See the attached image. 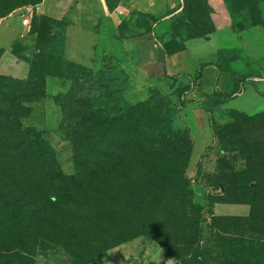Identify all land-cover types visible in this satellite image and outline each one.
Here are the masks:
<instances>
[{
	"label": "rangeland",
	"instance_id": "1",
	"mask_svg": "<svg viewBox=\"0 0 264 264\" xmlns=\"http://www.w3.org/2000/svg\"><path fill=\"white\" fill-rule=\"evenodd\" d=\"M193 1L209 16L213 9L208 0ZM215 1L218 26L203 18L182 22L202 24L203 32L216 31L210 38L212 46L200 50L209 51L203 58L216 47L213 63L242 84V93L222 106L213 105L212 94H207L209 104L199 103L193 92L197 83L180 84L169 75L165 62L169 42L154 25L122 29L119 41L98 39L101 25H92V36L70 40L69 24H79L84 14L81 0L35 4L0 0V9L17 6L11 14L1 13L5 17L0 22L8 19V30L7 37L0 39V74L8 82L20 80V87L29 80H46L43 96L24 103L29 110L22 113L20 123L22 128H33V148L50 145L54 149L57 168L65 175L46 184L47 193L58 203L56 208L28 213L29 229L36 236V264H81L91 254L96 256L87 264H183L187 260L191 264H264L260 260L231 262L216 239L221 235L264 240V0ZM29 5L41 9L26 23L20 11ZM38 40L48 44V55L59 54L90 71L74 78L68 77L74 72L66 67L57 76L43 74L46 55L36 49ZM150 97L158 118L169 119L176 130L187 129L193 145L194 121L211 133L212 140L203 152L196 142L195 153L188 159L187 182L181 179L182 196L166 209L158 225L153 224V234L129 237L114 227L106 211L96 208L99 202L101 208L106 205L92 193L96 179L76 161L75 151L76 145L84 146L80 136L87 130L88 116L114 117ZM223 100V95L216 96V101ZM187 150L184 141L160 138L156 152L161 160L149 170L157 200L168 202L170 162L180 172L183 162L177 157L181 154L185 161ZM119 201L126 207L133 205L137 222L155 221V216L145 217L151 211L137 208L136 200ZM101 227L110 236L99 235Z\"/></svg>",
	"mask_w": 264,
	"mask_h": 264
},
{
	"label": "trees",
	"instance_id": "2",
	"mask_svg": "<svg viewBox=\"0 0 264 264\" xmlns=\"http://www.w3.org/2000/svg\"><path fill=\"white\" fill-rule=\"evenodd\" d=\"M37 1L32 0L33 4ZM184 3L183 11L187 14L200 5L193 0H184ZM16 9L17 6L1 8L0 19L5 17L1 13L11 14ZM188 27L199 26L191 24ZM166 46L169 48L168 44ZM36 49L46 55L45 75L57 76L62 67L74 72V76L69 78L82 71H90L88 67L59 54L48 55L49 46L41 40L37 41ZM18 82L21 81L8 82L7 77L0 74V264H36V236L29 229L28 213L35 215L55 209L58 203L47 193L46 184L65 177L57 168L54 149L50 145L39 150L33 148V128H22L20 123L22 113L25 115L29 110L24 103L43 96L46 80L38 83L29 80L22 87ZM229 95L223 94L224 97ZM153 101L154 98L150 97L114 117L88 116L87 130L80 136L84 146L76 145V161L91 170L96 179L92 193L98 194L106 207L101 208L100 202V208L88 204L91 208L106 211L112 217L114 227L129 237L152 235L153 224L158 225L165 218L166 209L177 204L182 196L181 179L187 182L188 159L193 152L188 130H176L169 119L158 118L159 114L152 108ZM161 137L169 140L177 138L188 147L183 154L185 161L181 154L177 157L178 161L183 162L180 172L170 162L168 175L171 182L167 190L170 197L167 203L155 198L158 191L152 188V175L149 172L161 160L156 152ZM200 171L201 165L198 173ZM153 197L154 203L151 202ZM122 198L136 200L137 208L141 210L149 209L151 212L146 213L145 217L155 216V221L146 224L137 222L132 217L133 205H122L119 201ZM98 234L110 236L102 227ZM216 239L220 249L233 263L238 260L264 261V240L229 239L221 235ZM95 256L88 255L81 264L91 262ZM183 264L191 262L187 260Z\"/></svg>",
	"mask_w": 264,
	"mask_h": 264
},
{
	"label": "crops",
	"instance_id": "3",
	"mask_svg": "<svg viewBox=\"0 0 264 264\" xmlns=\"http://www.w3.org/2000/svg\"><path fill=\"white\" fill-rule=\"evenodd\" d=\"M208 5L211 9L218 10L215 0H208ZM80 6L83 8L84 14L79 24L78 22L69 24L67 35L70 40H77L82 36L83 38L92 36L94 34L91 29L92 25H101L100 33L95 34L98 35V39L105 41L121 40L123 38L122 29L127 30L128 27L137 29L154 25L162 34L163 40L169 42V48L165 50V62L171 73L169 75L180 84L187 83V81L188 84L197 83L193 92L196 93L195 99L199 103L209 104L210 99L207 94H212L215 96V100L212 101L213 105L222 106L228 104L230 100L236 99L242 93V84L234 74L222 70L213 63V58L217 53L216 47L212 54L207 55V59L203 57L209 51H200L202 48L209 49L212 46L210 38H213L216 31L207 32L204 29L203 32L202 25L192 24L199 27L190 28L182 22L184 19L201 20L203 18L210 19L208 23L212 22L218 26V14H215L213 10L210 11L209 16H206L207 14L202 11V7L198 5L193 8L194 12L184 13V0H81ZM95 13L99 16H96ZM6 30H8V19L0 22L1 40L7 37ZM182 31L185 33L181 34ZM242 33L243 35L246 34L244 31ZM187 73H193L196 76L189 75L187 77L185 75ZM224 93L231 95L225 97V101H216V96ZM194 123L195 125H192V133L194 134L193 154L196 150V142L200 144L199 152H203L212 140L210 132L201 130L196 121ZM195 128L196 130L198 128V132L195 131Z\"/></svg>",
	"mask_w": 264,
	"mask_h": 264
},
{
	"label": "built area",
	"instance_id": "4",
	"mask_svg": "<svg viewBox=\"0 0 264 264\" xmlns=\"http://www.w3.org/2000/svg\"><path fill=\"white\" fill-rule=\"evenodd\" d=\"M40 9V5L26 6L20 11L21 18L27 23L29 22L30 16L35 12H39Z\"/></svg>",
	"mask_w": 264,
	"mask_h": 264
}]
</instances>
